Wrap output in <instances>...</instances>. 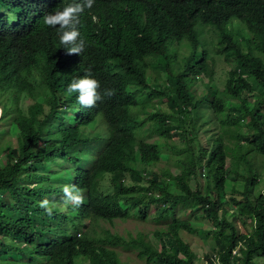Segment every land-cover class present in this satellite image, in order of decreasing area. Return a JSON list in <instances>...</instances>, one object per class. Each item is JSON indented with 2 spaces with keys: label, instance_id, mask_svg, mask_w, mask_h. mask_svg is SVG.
<instances>
[{
  "label": "trees",
  "instance_id": "obj_1",
  "mask_svg": "<svg viewBox=\"0 0 264 264\" xmlns=\"http://www.w3.org/2000/svg\"><path fill=\"white\" fill-rule=\"evenodd\" d=\"M74 2L0 0V264H200L205 218L201 264H264V0H94L69 54L42 19Z\"/></svg>",
  "mask_w": 264,
  "mask_h": 264
},
{
  "label": "clouds",
  "instance_id": "obj_2",
  "mask_svg": "<svg viewBox=\"0 0 264 264\" xmlns=\"http://www.w3.org/2000/svg\"><path fill=\"white\" fill-rule=\"evenodd\" d=\"M93 3L94 0H79V2L67 3L63 7L46 13L43 16L42 23L57 29L56 34L59 44L65 48L69 54H81L85 47V41L76 27V16L78 13L82 12L84 8H91ZM98 89H100V82L90 74H85L82 77L70 81L66 91L75 93L76 100L80 105L91 107L101 99V93ZM110 94L109 89L104 90V95ZM61 192L67 200H71L76 204L81 202L80 194L74 193L70 186H63ZM40 207L43 208L47 214H52L53 208L49 206L47 199L40 201Z\"/></svg>",
  "mask_w": 264,
  "mask_h": 264
},
{
  "label": "rangeland",
  "instance_id": "obj_3",
  "mask_svg": "<svg viewBox=\"0 0 264 264\" xmlns=\"http://www.w3.org/2000/svg\"><path fill=\"white\" fill-rule=\"evenodd\" d=\"M219 65H224L222 63H219ZM219 73L222 72V69H220L218 71ZM250 82L252 83L253 87L261 92L263 95H264V91L263 89L252 79H250ZM220 86H222V82L220 81ZM198 94H200V92H198ZM166 106V105H165ZM164 105H162V107L165 108ZM0 113H1V109H0ZM231 142H227L226 144V150L229 152L230 149L232 148L233 146V141L235 140V136L234 135H231ZM173 144L176 145V150H181L183 149V143L181 141H179V139L176 137L174 139V142ZM229 154V153H228ZM232 162L230 161L229 159V164H231ZM68 176V174H66ZM58 178H61V173L59 172L58 173ZM264 187V173H263V176H262V179H261V183L258 187L257 190H260ZM103 189L105 192L109 193V192H112V187L110 186V183L108 181V179H106L103 183ZM227 191L228 193L231 192V189L230 187L227 188ZM200 221H197V223L199 224V226H201V229H203L204 231H202L201 229L198 231V233L200 232V235L201 237L204 236V238L206 237V235L208 234V232L210 233V239H208L207 241H203V239H201L199 236H195V239L196 238H200L199 240H194L192 246L195 250V252L197 253L198 255V258L196 260L197 263H203L204 262V255L205 253L210 249V247L212 246V243H213V240L212 239V234H211V231L210 229H212V226L210 224V219L208 218H205V219H199ZM237 225L239 226V228L243 231L244 228L243 226L240 224V223H237ZM153 228V225L150 224V223H144V222H141V221H137V220H134V219H129L127 221H120V220H117L116 221V225L114 227V229H117L119 232L123 233V234H126V231L129 230V231H135L137 229H143V230H150ZM205 228V229H204ZM126 255L127 253H124L123 254V258L124 260L126 259ZM128 264H146L145 262L139 260L136 258L135 255H133V261L132 262H129Z\"/></svg>",
  "mask_w": 264,
  "mask_h": 264
}]
</instances>
